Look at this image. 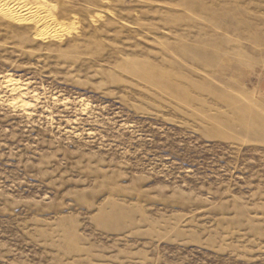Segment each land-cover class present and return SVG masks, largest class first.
Masks as SVG:
<instances>
[{
    "label": "rangeland",
    "instance_id": "rangeland-1",
    "mask_svg": "<svg viewBox=\"0 0 264 264\" xmlns=\"http://www.w3.org/2000/svg\"><path fill=\"white\" fill-rule=\"evenodd\" d=\"M0 264H264V0L0 5Z\"/></svg>",
    "mask_w": 264,
    "mask_h": 264
},
{
    "label": "bare ground",
    "instance_id": "bare-ground-1",
    "mask_svg": "<svg viewBox=\"0 0 264 264\" xmlns=\"http://www.w3.org/2000/svg\"><path fill=\"white\" fill-rule=\"evenodd\" d=\"M26 1V0H25ZM24 0H0V5L3 7H7L11 11L16 12H23L28 10H36L40 11L42 10V7L44 4L47 3L48 0H37L35 2H25ZM28 1V0H27ZM41 21L45 25H55V22L45 14V12L41 13Z\"/></svg>",
    "mask_w": 264,
    "mask_h": 264
}]
</instances>
